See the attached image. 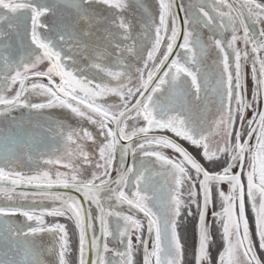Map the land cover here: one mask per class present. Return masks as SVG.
Here are the masks:
<instances>
[{
  "label": "snow or ice",
  "instance_id": "obj_1",
  "mask_svg": "<svg viewBox=\"0 0 264 264\" xmlns=\"http://www.w3.org/2000/svg\"><path fill=\"white\" fill-rule=\"evenodd\" d=\"M207 4L158 0L137 23L128 0H0V264H135L141 246L143 264H184L185 213L192 264H264V3ZM51 108L81 126L32 115Z\"/></svg>",
  "mask_w": 264,
  "mask_h": 264
},
{
  "label": "rangeland",
  "instance_id": "obj_2",
  "mask_svg": "<svg viewBox=\"0 0 264 264\" xmlns=\"http://www.w3.org/2000/svg\"><path fill=\"white\" fill-rule=\"evenodd\" d=\"M198 2L199 0H191V3L194 5L197 4ZM257 2L264 3V0H257ZM128 3H129V6H128V9L125 15H127L130 19L137 21V23L145 19H150L152 16H156L158 14V0H128ZM183 4L185 7H187L189 4V0H183ZM212 6H213V0H208L207 8L210 12H211ZM46 22L51 23L52 18L51 17L48 18ZM5 30H7L6 26H5ZM201 32H202V36L206 40L207 36L209 35L208 29H201ZM215 55L216 53L213 50L205 58L203 67L209 73L212 72V59L215 58ZM261 55H264V53H261ZM246 71H250V64H249V67L246 69ZM251 87H252V83H251V80L249 79L248 80L249 96L251 94ZM5 94L11 96L13 93L6 92ZM44 99H45L44 97L37 96V95L30 96V100L33 103H41L44 101ZM212 100H213V97L211 95V88H209L208 101L207 103H205L204 101L200 103V106L197 109V115H199L200 112H204L205 115H207L209 118L214 116L215 115V104L212 103ZM28 115L29 113H28V110L26 109H16L12 112V116H14L18 121L27 120ZM32 115L33 117H36L37 115H39L41 118V121L47 118V119L63 122L67 125H70L73 128L80 127L82 123L76 117L72 116L68 111L62 110L60 108L42 109V110H39V113H37L36 110H33ZM248 115L251 116V112H248ZM6 123H7L6 119H0V126H4L6 125ZM83 126L91 127L90 125H87L86 122L83 123ZM189 150L195 151L194 149H189ZM169 154H170V150H169ZM25 163L27 164V161H25ZM24 170L27 171L28 170L27 167H25ZM0 202L8 203V204L10 203L6 198L0 199ZM192 210L195 213L196 211L195 207H193ZM122 211H124L125 213L130 212L129 208L126 206H122ZM138 218H140L141 220H144V217L141 214H138ZM11 219L17 225H20L24 222V218L19 215L12 217ZM249 219L251 222V215H249ZM50 220L51 218H49V221ZM61 222H64V221H61ZM144 224L146 227V220L144 221ZM70 231H71V228H70ZM144 233H145V228H144ZM179 234H180L181 242L183 243L184 249H185L184 264H192L191 253L195 246V236H196V217L195 216L187 217L185 213V216L181 217V223L179 226ZM212 235H213L214 240L210 248H211V256L214 262L218 251L222 247V242H221V238L219 236L217 229L213 228ZM133 242L135 243L134 236H133ZM54 243L55 242L52 240V238L47 234H42L41 236L37 238V244L42 245L44 247L52 246ZM72 246H73V249L75 250L76 248L75 236H73L72 238ZM109 247L111 249L123 250L121 248V245L119 244L118 239L115 243H113L110 238ZM149 248H151V241H149ZM106 257L112 258V253L111 252L107 253ZM71 258L72 260H75L76 258L75 251H73ZM43 259L45 260L46 264H55V258L51 254L46 253ZM115 259L119 261L120 258L115 257ZM134 261H135V264H143V247L142 246L139 248L138 251L135 252Z\"/></svg>",
  "mask_w": 264,
  "mask_h": 264
},
{
  "label": "water",
  "instance_id": "obj_3",
  "mask_svg": "<svg viewBox=\"0 0 264 264\" xmlns=\"http://www.w3.org/2000/svg\"><path fill=\"white\" fill-rule=\"evenodd\" d=\"M177 2L179 3L180 0H177ZM182 15H183V13H181V16ZM131 162H132V159H131V157H129L128 160H127V163L131 164ZM114 176H115V172L113 173V177ZM20 190L23 191L24 189H20ZM2 198H6V197L3 194H0V199H2ZM4 205H8V203L0 202V206H4ZM124 206L128 207L127 205H124ZM141 215L143 216L142 213H141ZM97 232H98V225H97ZM147 235L148 234H147V223H146L144 236L147 237ZM195 243H196V241H195Z\"/></svg>",
  "mask_w": 264,
  "mask_h": 264
},
{
  "label": "trees",
  "instance_id": "obj_4",
  "mask_svg": "<svg viewBox=\"0 0 264 264\" xmlns=\"http://www.w3.org/2000/svg\"><path fill=\"white\" fill-rule=\"evenodd\" d=\"M169 135H171L170 133H168ZM187 146V145H186Z\"/></svg>",
  "mask_w": 264,
  "mask_h": 264
}]
</instances>
